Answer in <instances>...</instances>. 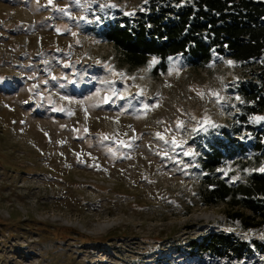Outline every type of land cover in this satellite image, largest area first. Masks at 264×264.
<instances>
[{"label":"rangeland","instance_id":"rangeland-1","mask_svg":"<svg viewBox=\"0 0 264 264\" xmlns=\"http://www.w3.org/2000/svg\"><path fill=\"white\" fill-rule=\"evenodd\" d=\"M150 1L0 0V264H184L208 230L249 246L186 264H264V224L201 202L195 140L264 126L239 91L248 65L131 66L88 28ZM237 158L218 174L242 181L252 164Z\"/></svg>","mask_w":264,"mask_h":264},{"label":"trees","instance_id":"trees-1","mask_svg":"<svg viewBox=\"0 0 264 264\" xmlns=\"http://www.w3.org/2000/svg\"><path fill=\"white\" fill-rule=\"evenodd\" d=\"M148 6L134 16L104 19L88 28L96 38L112 43L120 60L131 66L145 65L151 58L164 62L175 55L196 66L214 54L247 64L246 78L239 84L246 111H264V0H151ZM215 132L195 139L201 149V202L226 205L227 216L239 219L244 229L264 224V168L258 169L264 165V126L257 125L248 141L225 127ZM237 156L252 164V171L242 181L221 177L217 168L228 158L235 162ZM248 246L231 232L208 230L188 240L182 262L194 258L193 250L240 256Z\"/></svg>","mask_w":264,"mask_h":264}]
</instances>
